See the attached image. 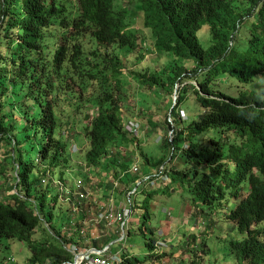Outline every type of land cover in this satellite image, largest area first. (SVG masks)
I'll return each mask as SVG.
<instances>
[{
	"label": "trees",
	"instance_id": "trees-1",
	"mask_svg": "<svg viewBox=\"0 0 264 264\" xmlns=\"http://www.w3.org/2000/svg\"><path fill=\"white\" fill-rule=\"evenodd\" d=\"M130 2H136L134 10L120 0H0V240L28 242L26 264L75 260L66 247L74 238L63 230L51 242L33 240L46 220L39 197L46 199L52 187L58 190L53 208L73 215L54 179L43 183L59 169L73 167L86 185L82 171H109L122 194L137 189L134 213V196L147 182L155 187L153 201L162 190L176 193L175 170L167 166L150 179L138 182L133 174L123 182L142 145L126 126L132 118L126 111L138 94L148 131H174L173 139L170 133L165 139L174 153L171 162L180 152L177 160L196 171L194 202L242 236L230 244L235 264H264V84L256 86L264 81V0ZM133 12L143 14L153 42L132 28ZM154 48L166 57L163 67L137 69L127 77L128 62L146 60ZM140 85L150 93H137ZM177 86L176 105L170 101L167 119L159 121L154 98H162L161 90L171 95ZM79 145L86 164L72 166ZM130 149L136 154L129 156ZM183 177L194 181L187 173ZM61 180L74 189L75 181ZM88 201L83 219L95 210ZM144 218H152L147 205ZM113 238L94 245L104 247ZM148 245L160 257L156 251L167 243L153 238Z\"/></svg>",
	"mask_w": 264,
	"mask_h": 264
},
{
	"label": "rangeland",
	"instance_id": "rangeland-1",
	"mask_svg": "<svg viewBox=\"0 0 264 264\" xmlns=\"http://www.w3.org/2000/svg\"><path fill=\"white\" fill-rule=\"evenodd\" d=\"M123 5L129 6L132 10L135 9V3L130 2V0H120ZM132 28L139 31V33L146 34L145 36L152 41V33L149 32V29L145 27V21L143 14H132ZM243 31V30H242ZM148 40V41H149ZM203 40L207 45L209 43L210 37L209 33H204ZM154 46H152L153 48ZM148 55L146 60L139 63L134 58L131 62H128V69H126L125 74L132 76V72L138 71L137 69L144 70L145 68H152L153 71L159 70L163 67L166 57L161 56L155 50L147 51ZM137 63V64H136ZM132 71V72H131ZM264 84L263 80L257 82L256 86L262 88ZM195 86H198L197 83H194ZM134 87V85L132 86ZM179 87V86H178ZM135 92V89H134ZM137 93L141 94L143 92H149L148 88L141 87L136 90ZM162 92V98H154V102L157 104V118L159 121H164L167 119L166 109L169 107V102H176V92L171 95L167 91ZM225 92H229L232 95H235V91L225 89ZM140 97L138 94L131 101L132 113L127 112L128 119H138L144 125L145 134L143 133L141 138L142 145L139 147V153H135L130 149L129 156L135 155V159L130 163L131 168L134 164L140 159L142 165V171L138 175L134 174L135 177L140 178L138 182L141 181V178L148 175H156L160 173V169L167 166L168 169L175 170L171 177L177 178L175 185L172 187L176 188V193L168 192L162 190L158 195L154 197V201L150 198L154 190V184L145 183L140 187V193L134 196V199L137 202V210L132 215L130 223L126 228V232L130 231L131 234L124 238L125 231L123 228L120 229L119 224L114 227H109L106 223L103 225L104 233L108 236L107 239L114 237L109 242V245L113 244V252L118 254L123 261L127 258L130 259V264H235L234 255L231 254V242L239 240L242 236L236 231V229L224 222H220L216 215L212 214V211L208 208H204L200 203L194 202V194L191 191V187L197 178L196 171L188 170L187 166L179 162L177 159L182 155L180 152L177 153V157L174 161L171 162L173 152L171 153L165 145V139L168 137V133L171 134L170 129H159L157 131H148L147 129V119L142 113V106L138 103ZM172 99V100H170ZM196 104L195 100L190 102L192 109ZM191 109V110H192ZM183 112L182 115L188 116L189 113L187 110ZM187 113V114H186ZM193 112H190V115ZM189 119H187V122ZM164 138V139H163ZM80 147V148H79ZM75 147V151L78 154H75V159L71 164L85 166V154L82 152V147ZM137 157V158H136ZM106 163V161H105ZM74 164V165H73ZM105 169V168H104ZM128 171L132 175H126L124 171V183L126 184L131 180L133 173ZM169 171V170H168ZM167 171V172H168ZM88 172V173H87ZM82 171L81 174L83 177L88 176V185L95 192V198L93 199L94 204L99 206L101 203H109L110 200L114 197L116 204L120 207H124L126 204H129L128 196L129 194H122L120 190H116L115 186V176L110 175L109 171L103 170L100 173L91 174L90 171ZM176 172H181L182 177ZM84 173V174H83ZM188 174L192 180H186L183 176ZM200 177L202 178L206 171H200ZM79 177L73 167L66 169H59L56 173V178L58 180H65L73 182ZM165 183H170L167 177L163 178ZM161 182V180L159 181ZM123 184V187L125 186ZM137 184V183H136ZM138 185V184H137ZM192 185V186H191ZM135 188V187H134ZM135 191V190H134ZM132 191V192H134ZM164 192H166L164 194ZM58 195V190L55 187L51 188L46 199L39 197V203L43 202L44 204V213L42 207L39 206L40 211L36 207V212H41L42 215H45L46 220L41 223L37 231L33 236L35 242L46 241L47 239L51 242L54 240V235L61 234L62 230L64 233V223L62 218L65 217L66 221L69 222L72 218L66 212L60 210H55L53 208V201ZM149 198V200H147ZM36 200L35 198H33ZM189 201V202H188ZM190 203V206L186 210V205ZM151 212L152 218L150 221L146 222L144 218L145 207ZM188 210V212H187ZM168 211V212H167ZM89 212V217L98 215L99 207L97 210ZM171 212V214H169ZM81 212L80 214H82ZM83 215H78V221H84ZM94 218V217H92ZM47 228H46V227ZM166 231L165 237H162L163 231ZM121 231V235H119ZM106 237L104 239H106ZM122 237V238H121ZM153 238L157 240H166L167 246L164 249L158 247V253H162L163 256L151 255V249L148 245V242ZM76 241L79 239L74 238ZM103 239V240H104ZM166 252L167 254H165ZM31 255V249L28 242L21 241H10L7 239L0 240V264H11V259L15 258V264H26L27 259ZM111 264H116L113 260Z\"/></svg>",
	"mask_w": 264,
	"mask_h": 264
},
{
	"label": "built area",
	"instance_id": "built-area-1",
	"mask_svg": "<svg viewBox=\"0 0 264 264\" xmlns=\"http://www.w3.org/2000/svg\"><path fill=\"white\" fill-rule=\"evenodd\" d=\"M127 129L130 133L141 137L142 134H145L144 125L138 119H130L127 124ZM78 148V147H77ZM140 159L134 164L133 168L130 170L133 174L140 173ZM163 169V168H162ZM160 173L158 172L159 175ZM154 175V176H156ZM148 177L147 179H150ZM54 179L55 186L61 191L62 197L67 198L66 203L72 207L73 215L64 228V235L67 239H73L77 237L79 240L76 241L74 239L73 242H68L66 247L68 250L73 253L75 256V260L67 261L65 264H111L114 260L116 264H120L123 262V259L119 257L118 254L113 252V244L108 245L106 247H97L94 245L97 241H102L106 236L103 230V225L106 223L109 227H114L115 225H120L124 231V238H127L126 228L130 223L131 217L134 214V211L131 207L132 204V196L137 191L135 189L134 192H130L128 199L129 204H126L124 207H120L116 204V200L113 197L109 203L100 204L99 206L95 205V210L99 207L98 215L95 217H89L81 223L78 221V218L75 214H80L83 210V206L85 207V200H89L87 202V207L91 206L96 199L95 192L86 185L85 181L81 178H78L74 182V189L70 188L64 181L58 180L56 177L49 174L44 177L43 183L45 185L50 183V180ZM119 186V181H115V187ZM96 202V201H95ZM94 213V210H88ZM66 244V241H64ZM161 246L164 244L161 243ZM12 262H16L15 258L11 259Z\"/></svg>",
	"mask_w": 264,
	"mask_h": 264
},
{
	"label": "water",
	"instance_id": "water-1",
	"mask_svg": "<svg viewBox=\"0 0 264 264\" xmlns=\"http://www.w3.org/2000/svg\"><path fill=\"white\" fill-rule=\"evenodd\" d=\"M176 95H177L176 99L178 100V98H179V87L178 86H177V89H176ZM177 100H175V101H177ZM175 105H176V102H175ZM172 110H174V109H172ZM173 133H174V131L171 132L172 139L174 138Z\"/></svg>",
	"mask_w": 264,
	"mask_h": 264
},
{
	"label": "clouds",
	"instance_id": "clouds-1",
	"mask_svg": "<svg viewBox=\"0 0 264 264\" xmlns=\"http://www.w3.org/2000/svg\"><path fill=\"white\" fill-rule=\"evenodd\" d=\"M119 226H120V225H119ZM121 228H122V227L120 226V229H121ZM119 233H120L119 235H121V233H122V232H121V231H119ZM130 234H131V233H130V232H128V235H130ZM106 238H107V237H106ZM121 238H122V237H121ZM106 246H108V245H106ZM106 246H104V247H106Z\"/></svg>",
	"mask_w": 264,
	"mask_h": 264
},
{
	"label": "crops",
	"instance_id": "crops-1",
	"mask_svg": "<svg viewBox=\"0 0 264 264\" xmlns=\"http://www.w3.org/2000/svg\"><path fill=\"white\" fill-rule=\"evenodd\" d=\"M102 246V245H101Z\"/></svg>",
	"mask_w": 264,
	"mask_h": 264
}]
</instances>
